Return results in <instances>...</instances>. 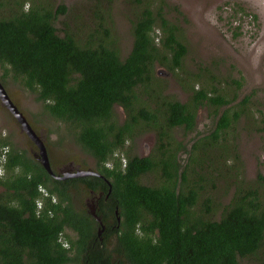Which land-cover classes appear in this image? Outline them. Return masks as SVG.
<instances>
[{
    "label": "trees",
    "instance_id": "16d2710c",
    "mask_svg": "<svg viewBox=\"0 0 264 264\" xmlns=\"http://www.w3.org/2000/svg\"><path fill=\"white\" fill-rule=\"evenodd\" d=\"M135 2L132 42L122 56L99 15L94 32L83 39L67 24L56 26L68 12L62 2L0 0V82L11 77L35 95L47 115L67 122L98 172L58 179L0 137V264H240L250 256L264 264V175L245 183L239 154L227 142L242 116L258 121L249 114L251 95L238 99L231 85L239 89L238 79L222 85L208 69L204 75L187 71L186 39L169 19L167 1ZM156 65L172 73L189 93L187 100L169 95L168 79L158 76ZM202 107L213 125L186 149L188 159L201 155L194 163L200 176L190 180L195 166L179 164L182 143L175 141L174 129L192 133ZM258 122L264 129V119ZM147 131L158 140L152 153L125 150L128 140ZM229 154H236L238 164L232 166L235 193L215 219L220 203L199 200L218 178L214 168L199 165L204 158L226 161ZM157 170L159 183L142 181ZM82 190L101 192L95 200L105 226L101 235L98 221L78 207Z\"/></svg>",
    "mask_w": 264,
    "mask_h": 264
},
{
    "label": "rangeland",
    "instance_id": "374dc122",
    "mask_svg": "<svg viewBox=\"0 0 264 264\" xmlns=\"http://www.w3.org/2000/svg\"><path fill=\"white\" fill-rule=\"evenodd\" d=\"M41 1L50 4L64 3L68 12L60 17L56 26L61 29L64 24H67L71 33L83 39L90 32H94L98 15L105 18L109 28L107 35L121 46L122 56L129 51L132 42L131 21L138 10L135 0H113L111 3L106 0ZM166 1L172 9L168 13L169 19L178 22L186 39L188 53L184 60L185 69L203 75L204 70L208 69L216 76L215 83L219 81L222 85L225 82L232 83V79L240 80L239 89L236 84H231L236 89L238 99L251 95L249 114L258 121L261 118L264 119V0ZM29 3L31 2L25 4V8L30 6ZM174 7L178 9V12ZM101 36L105 37L104 34ZM156 73L168 79L169 95L187 100L189 93L183 90L171 72L163 66L156 65ZM2 85L14 104L26 116L32 128L44 140L55 173L63 175L65 170L72 172L78 169L95 170L94 158L79 147L73 138V129L67 122L47 115L43 104L35 99V95L23 89L11 77L6 78V84L2 83ZM115 112L121 120H124L125 113L121 106L116 105ZM212 118L208 108L202 107L198 112L196 127L192 133L186 134L182 128L174 129L175 141L182 143L178 154L179 164L182 167L187 163L195 166L196 173L188 176L190 180H196L200 176V171L196 168L197 164L194 163L199 161L201 155L197 161L191 157L188 159L189 153L186 149L191 139L197 135L207 134L211 130ZM253 121L251 117L242 116L236 124V131L230 130L227 137L229 149L234 147L239 154V161L243 167L239 169L244 172L245 183H253L259 174L264 175V129L261 128V123ZM0 137L9 142L10 148L26 150L34 158L39 152L36 143L22 130L19 121L1 100ZM157 144L158 140L154 132H139L133 141H127L125 150L139 156H146L152 153ZM213 151H215L214 148ZM233 156L229 154L228 157L225 156L226 161L220 158L211 162L212 164L204 158L199 165L208 166L211 170L214 168L215 176L218 178L213 186L206 185L199 200L202 205L205 197L213 199L216 206L220 203L212 215L215 219L219 218L223 205L235 193L232 166L235 168L238 164ZM1 161H4L3 157ZM108 165H111V162ZM3 173L4 169L0 164V174ZM161 179V170H157L156 173L143 177L142 181L153 185L159 183ZM76 198L80 204L78 207L86 208L90 213L89 205L92 202L90 192L82 190L81 195L78 194ZM38 204V206L41 205L40 202ZM67 234L72 238L76 236L72 230H68ZM240 264H260V262L255 256H250L242 259Z\"/></svg>",
    "mask_w": 264,
    "mask_h": 264
},
{
    "label": "water",
    "instance_id": "95a60500",
    "mask_svg": "<svg viewBox=\"0 0 264 264\" xmlns=\"http://www.w3.org/2000/svg\"><path fill=\"white\" fill-rule=\"evenodd\" d=\"M0 100L7 107V109L16 117V119L19 121V123L21 124L22 130L25 131V133L36 143V145L39 148V152L36 155V158H37V160L40 161V163L43 165V167L51 175L55 176L58 179H65V178H69V177H80V176H86V175H98V172L96 170H81V169H78L74 172H72L71 170L70 171L65 170L63 172V175L55 174V172L53 171L52 166H51L48 150H47V147L44 143V140L42 139V137L40 135H38L36 133V131L32 128V126L28 122L26 116H24V114L18 109V107L11 100V98L9 97L7 91L5 90V88L1 82H0ZM97 196L100 197L101 194L98 193ZM95 204H96V201L92 200V202L89 205L90 213L99 223H103L100 216H98L96 213V209H95L96 205ZM103 228H104V226L102 225V228L99 229V234L101 233Z\"/></svg>",
    "mask_w": 264,
    "mask_h": 264
},
{
    "label": "flooded vegetation",
    "instance_id": "af4514ba",
    "mask_svg": "<svg viewBox=\"0 0 264 264\" xmlns=\"http://www.w3.org/2000/svg\"><path fill=\"white\" fill-rule=\"evenodd\" d=\"M58 175V174H57ZM60 175H62V174H60ZM55 177V176H54ZM90 194L92 195V199L91 200H96L97 198H98V194H95V193H93V191H90ZM100 194H101V192H100ZM99 223V222H98ZM101 226L103 225L104 226V224L103 223H99ZM105 227V226H104ZM102 228V227H101ZM104 230V228L102 229V231ZM102 231H101V233H102ZM98 233H99V230H98ZM101 233L99 234V235H101Z\"/></svg>",
    "mask_w": 264,
    "mask_h": 264
},
{
    "label": "clouds",
    "instance_id": "9594fccd",
    "mask_svg": "<svg viewBox=\"0 0 264 264\" xmlns=\"http://www.w3.org/2000/svg\"><path fill=\"white\" fill-rule=\"evenodd\" d=\"M27 10V9H26ZM0 162H1V160H0ZM39 205V204H38Z\"/></svg>",
    "mask_w": 264,
    "mask_h": 264
}]
</instances>
